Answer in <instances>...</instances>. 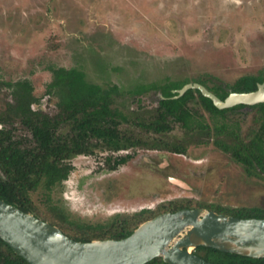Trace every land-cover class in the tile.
Masks as SVG:
<instances>
[{
    "label": "rangeland",
    "instance_id": "374dc122",
    "mask_svg": "<svg viewBox=\"0 0 264 264\" xmlns=\"http://www.w3.org/2000/svg\"><path fill=\"white\" fill-rule=\"evenodd\" d=\"M51 67L80 69L104 88L117 85L118 101L129 109L157 104V91L129 96L137 84L200 80L226 88L242 76L264 74V0H0V110L11 101L4 84L28 81L36 107L53 116L57 100L46 95ZM251 118L249 109L226 115L242 133ZM13 127L16 138L30 139L18 121ZM161 138L186 143L177 125ZM127 154L132 160L107 170V155ZM70 164L73 170L50 197L77 223L103 224L169 201L264 208V181L248 176L212 140L187 143L185 155L95 150ZM44 200L42 192L32 195L36 212L46 215Z\"/></svg>",
    "mask_w": 264,
    "mask_h": 264
},
{
    "label": "trees",
    "instance_id": "16d2710c",
    "mask_svg": "<svg viewBox=\"0 0 264 264\" xmlns=\"http://www.w3.org/2000/svg\"><path fill=\"white\" fill-rule=\"evenodd\" d=\"M49 71L52 79L46 87V95L57 100V111L53 116L36 107L38 100L28 81L4 84L10 89L11 101L0 110V199L58 227L71 239L81 242L122 239L139 224L161 213L194 208L190 201H169L156 210L142 209L103 224L86 225L70 221L64 210L52 203L50 195L73 170L70 161L76 156L93 155L95 150L118 153L142 149L185 155L187 143L199 145L212 140L213 145L229 154L248 176L264 181V103L218 110L198 90H188L183 96L173 99V91L188 81H168L137 84L127 90V94L134 98L151 91L159 93L155 107L129 109L118 101L122 91L115 84L104 88L88 82L83 71L77 68L51 67ZM198 81L224 100L231 92L255 91L258 84L264 83V74L242 76L226 88L220 84L209 87ZM243 109L252 111L251 125L245 133L237 123L226 121L227 114ZM200 110L208 113L209 121ZM16 121L29 131V140L15 137L13 124ZM174 125L185 131L186 143H172L161 138L171 132ZM63 129H67L66 132ZM136 129L147 137L138 135ZM132 157L133 154L107 155L104 161L107 170L115 171ZM36 192H42L45 197L46 215L36 212L38 210L32 201ZM196 207L236 218L264 219L263 207L228 209L212 204ZM193 253L213 264H264V258L252 259L212 248L198 247ZM0 264L27 262L0 239ZM146 264L165 263L155 258Z\"/></svg>",
    "mask_w": 264,
    "mask_h": 264
},
{
    "label": "water",
    "instance_id": "95a60500",
    "mask_svg": "<svg viewBox=\"0 0 264 264\" xmlns=\"http://www.w3.org/2000/svg\"><path fill=\"white\" fill-rule=\"evenodd\" d=\"M198 90L218 110L264 103V83L255 91L231 92L224 100L199 83L173 91V99ZM0 239L27 264H213L196 256L198 247L252 259L264 258V219L236 218L204 208L161 213L122 239L76 241L58 227L0 199Z\"/></svg>",
    "mask_w": 264,
    "mask_h": 264
},
{
    "label": "flooded vegetation",
    "instance_id": "af4514ba",
    "mask_svg": "<svg viewBox=\"0 0 264 264\" xmlns=\"http://www.w3.org/2000/svg\"><path fill=\"white\" fill-rule=\"evenodd\" d=\"M120 152H122V151H120ZM150 165H153V162L152 163H149Z\"/></svg>",
    "mask_w": 264,
    "mask_h": 264
}]
</instances>
